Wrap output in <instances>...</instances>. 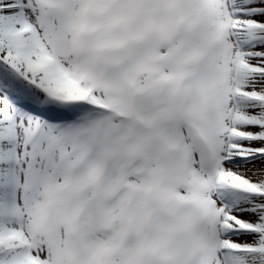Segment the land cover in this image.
<instances>
[{
  "label": "snow or ice",
  "instance_id": "snow-or-ice-1",
  "mask_svg": "<svg viewBox=\"0 0 264 264\" xmlns=\"http://www.w3.org/2000/svg\"><path fill=\"white\" fill-rule=\"evenodd\" d=\"M0 264H264V0H0Z\"/></svg>",
  "mask_w": 264,
  "mask_h": 264
}]
</instances>
